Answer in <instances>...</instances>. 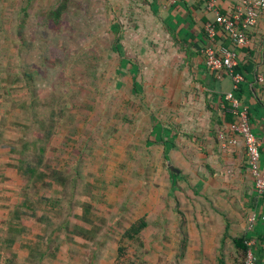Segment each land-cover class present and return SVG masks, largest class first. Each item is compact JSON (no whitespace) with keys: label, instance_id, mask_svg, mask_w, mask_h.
<instances>
[{"label":"rangeland","instance_id":"374dc122","mask_svg":"<svg viewBox=\"0 0 264 264\" xmlns=\"http://www.w3.org/2000/svg\"><path fill=\"white\" fill-rule=\"evenodd\" d=\"M113 1L0 0V264H114L119 244L127 264H176L181 228L158 232L155 215L159 199L169 224L177 191L164 154L143 147L146 120L166 117L146 104L158 90L149 70L172 50L150 39L138 59L136 41L111 34ZM39 147L61 185L36 188L17 173ZM142 215L144 248L120 243Z\"/></svg>","mask_w":264,"mask_h":264},{"label":"crops","instance_id":"0c3cea01","mask_svg":"<svg viewBox=\"0 0 264 264\" xmlns=\"http://www.w3.org/2000/svg\"><path fill=\"white\" fill-rule=\"evenodd\" d=\"M239 2L115 0L110 5L115 13L109 27L111 34L129 36L127 48L129 41H136L134 55L138 59L144 43L150 39L162 41L172 50L169 60H154L159 64L149 70L153 74V88L158 90L146 98V104L152 107L153 114L158 112L166 117L146 120L152 131L143 147L145 150L152 146L164 154L170 187L177 191L174 200L168 202L172 218L169 224L161 219L159 199L155 215L158 232L167 226L165 230H174L173 233L181 228L177 232H181L182 238L172 242L180 249L176 264H238L241 256L232 239L239 237L247 240L255 263L264 264V195L255 192L241 143L221 148L217 141L218 132L228 135L230 123L225 114L229 112L223 94L231 90V80L225 74L216 79L205 68L201 55V50L210 45L204 24L212 23L215 13L223 15ZM215 36V46H229L219 28ZM248 38V46L237 50L238 73L243 76V83L235 96L240 107L247 110L251 128L260 141V167L264 168V84L255 81L256 74H264V10ZM122 59L127 63L122 60L121 65L138 73L137 61L133 64ZM176 245H170L169 250ZM168 258L170 261L172 256Z\"/></svg>","mask_w":264,"mask_h":264},{"label":"built area","instance_id":"2783aa9c","mask_svg":"<svg viewBox=\"0 0 264 264\" xmlns=\"http://www.w3.org/2000/svg\"><path fill=\"white\" fill-rule=\"evenodd\" d=\"M212 7V2L209 3ZM264 10V0H240L239 4L225 14L215 13L212 23L203 26L205 37L210 43L201 50L205 68L218 79L221 74L231 80V90L223 94V101L227 103V111L233 116V122L227 127V134H217V141L221 148L233 147L237 141L241 143L245 153L248 172L253 177L255 192L264 195V168L260 167V141L253 132L245 108L240 107L235 94L243 83V76L235 71L238 66L237 50L249 44L248 34L254 28L257 17ZM216 28H219L229 41L228 47L215 46ZM255 81L264 84V74H256ZM253 217L250 218V222ZM247 244V243H246ZM248 248L244 255L243 264H256L253 251Z\"/></svg>","mask_w":264,"mask_h":264},{"label":"trees","instance_id":"16d2710c","mask_svg":"<svg viewBox=\"0 0 264 264\" xmlns=\"http://www.w3.org/2000/svg\"><path fill=\"white\" fill-rule=\"evenodd\" d=\"M63 10V5H60L54 12V16L58 17L60 12ZM121 59L120 63L122 62ZM126 61V60H124ZM127 63V61H126ZM236 72H240V68L239 65L235 68ZM134 72V71H133ZM28 78H31V75L27 76ZM6 78V77H5ZM10 85V83L8 84ZM28 85V84H26ZM7 87V86H6ZM25 88H29L27 86H25ZM26 89V90H27ZM15 92L18 91V88L14 89ZM133 90L135 93H137V87H135V85H133ZM226 119L229 123L233 122V116L231 114H225ZM155 128V126H154ZM46 137L50 134V131L47 130L43 133ZM148 140H150V138L148 137ZM41 153H43V148L39 147L38 148V157L36 159V162H34V164L28 163L26 161H24L23 163H21V165L19 166V169L17 171L18 174H22L23 177H26L28 181L32 182V185L36 188H40V187H51L54 184L56 185H61V174L60 172L53 168L51 165L45 166L44 168L41 167ZM23 170V171H21ZM46 202H48V200H46ZM26 206L25 210H31L33 209L32 204H28L25 203L24 204ZM24 214V212L22 213ZM147 224H146V220L144 218V216L139 217L138 219H136L135 221H133L128 227L127 229L123 232V234L121 235V239H120V243L123 244V241L135 246L136 248H143L144 245V239L142 237V233L144 231V229L146 228ZM247 240L244 237H239V238H233L232 239V244L233 247L236 251H238L240 253L241 256V260L239 261L238 264H243V260H244V255L245 252L248 248L247 246ZM128 254V249H127V245L123 246L121 244L117 245L116 247V257L114 260V264H127L124 260V258H126ZM130 256H133L130 254Z\"/></svg>","mask_w":264,"mask_h":264}]
</instances>
